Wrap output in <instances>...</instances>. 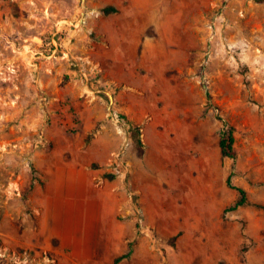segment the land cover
I'll return each instance as SVG.
<instances>
[{"label": "rangeland", "instance_id": "rangeland-1", "mask_svg": "<svg viewBox=\"0 0 264 264\" xmlns=\"http://www.w3.org/2000/svg\"><path fill=\"white\" fill-rule=\"evenodd\" d=\"M154 255L264 264V0H0V264Z\"/></svg>", "mask_w": 264, "mask_h": 264}, {"label": "trees", "instance_id": "trees-1", "mask_svg": "<svg viewBox=\"0 0 264 264\" xmlns=\"http://www.w3.org/2000/svg\"><path fill=\"white\" fill-rule=\"evenodd\" d=\"M133 134H134V138H135V141L137 143V146L140 149V152L144 153L145 152V144H144V141L141 137V127L139 125L133 126ZM235 143H236L235 126L227 124L221 132V139H220V147H221V150H222V153L224 156H230V157H236L237 156ZM227 181H228V184L230 186L237 188L240 192V197L235 202V204L230 206L229 209H236L241 205H245L248 202L247 189L243 186L234 185L232 182L231 176L228 177ZM131 251H132V249L129 252H127L126 254H124L123 256H121L120 258L128 256L131 253Z\"/></svg>", "mask_w": 264, "mask_h": 264}, {"label": "crops", "instance_id": "crops-1", "mask_svg": "<svg viewBox=\"0 0 264 264\" xmlns=\"http://www.w3.org/2000/svg\"><path fill=\"white\" fill-rule=\"evenodd\" d=\"M49 217V216H48ZM48 219V218H47ZM122 223V221H119V224H121ZM96 222H95V220H91V219H87V218H84V217H81L79 220H78V222H77V225H76V227H75V229H76V234H78V235H80V236H83V235H86V236H90V235H93V230H94V228H95V224ZM83 230L85 231V233L83 232ZM91 232V233H90ZM49 240V238H47L46 237V241H48ZM93 245L91 244V247H92ZM124 245H122V244H119V245H117V247H114V251L115 252H120V251H122L123 250V247ZM90 250H92V249H90ZM151 264H159L158 262L157 263H154V262H151Z\"/></svg>", "mask_w": 264, "mask_h": 264}, {"label": "bare ground", "instance_id": "bare-ground-1", "mask_svg": "<svg viewBox=\"0 0 264 264\" xmlns=\"http://www.w3.org/2000/svg\"><path fill=\"white\" fill-rule=\"evenodd\" d=\"M153 257H154V260L152 262L157 263L159 260H160L159 262H161V256L154 255Z\"/></svg>", "mask_w": 264, "mask_h": 264}]
</instances>
